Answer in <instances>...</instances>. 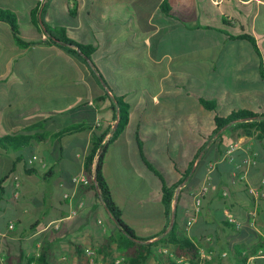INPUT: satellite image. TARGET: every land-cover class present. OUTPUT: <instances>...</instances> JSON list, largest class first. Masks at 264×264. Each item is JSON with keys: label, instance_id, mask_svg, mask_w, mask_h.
Masks as SVG:
<instances>
[{"label": "crops", "instance_id": "obj_1", "mask_svg": "<svg viewBox=\"0 0 264 264\" xmlns=\"http://www.w3.org/2000/svg\"><path fill=\"white\" fill-rule=\"evenodd\" d=\"M104 1L116 6L115 0ZM239 1L250 5L253 0ZM256 1L264 11V0ZM43 2L0 0V6L14 9L20 30L22 19L35 29L31 15ZM96 2L85 11L106 21L107 15L97 13L101 1L98 6ZM124 2V11L110 13L109 17L121 18L112 26L101 28L92 21L86 26L79 17L71 27L75 39L81 33L95 38L98 50L92 62L102 75L103 71L111 75L107 79L103 75V85L130 105L124 137L110 147L104 175L125 223L145 245L153 244L145 264H264V198L254 199L248 191V185L264 189V139L247 135L237 123L215 133L217 116L239 110L264 113V38L261 57L249 41L199 26L218 27L224 11L235 9V0L233 4L167 0L169 13L161 9L163 0ZM0 30L4 32V36L0 32V136L34 138L21 154L0 157V181L9 174L0 187V264H10L8 256L17 258L21 250L31 257L46 237L55 245L54 264H81L79 247L86 251L116 230L96 195L72 182L74 177H85L93 130L117 127L114 95L105 96L104 86L89 68L64 50L44 45L24 48L14 41L8 24L0 22ZM21 34L26 40L36 39ZM31 55L40 57L34 60ZM11 71L34 87L25 89L24 81L18 80L16 100L11 87L6 89ZM200 99L216 101L217 109H205ZM78 125L92 129L61 140L56 137ZM234 144L238 145L235 163L258 154L247 182L237 180L235 163L226 155ZM20 156L24 162L13 171V161ZM33 156L38 161L30 163ZM180 182L167 214L163 187ZM206 184L208 195L192 222L196 195ZM123 185L120 194L117 187ZM73 210L78 211L75 218ZM35 223L46 227L34 233L30 227ZM171 234L196 246L195 262L175 257V247L168 241ZM112 251L113 258L125 260L117 245ZM11 264H18L17 259Z\"/></svg>", "mask_w": 264, "mask_h": 264}, {"label": "trees", "instance_id": "obj_2", "mask_svg": "<svg viewBox=\"0 0 264 264\" xmlns=\"http://www.w3.org/2000/svg\"><path fill=\"white\" fill-rule=\"evenodd\" d=\"M94 1L95 0H44L42 4L33 10L31 15L32 25L38 33V36H36L34 40H26L22 37L19 19L12 7H3L5 10H1L0 8V22L8 24L11 28L14 41L21 47L28 48L36 45L48 47L55 46L64 50L69 56L80 60L84 66L89 68L91 74L96 76L97 83L102 86L104 77L99 68L92 62V56L98 50V43L94 40V37L89 39L90 34L87 33H81L78 39H75L71 27L73 22L78 20L79 17L86 26L92 21L101 28L114 25L116 19L121 20V18L115 19L114 17H108V19L104 21L102 17L85 11L92 7ZM227 3L226 1L225 6H227ZM230 3L233 4V0H230ZM59 9L63 12L62 15L61 13H57ZM161 9L166 13L170 12L171 8L168 6L167 0H163ZM262 10L263 9L258 7L256 0H253L250 5L235 0V9L231 10L230 7L229 11H224L225 15L219 21L218 27L210 25L204 26L203 23L199 26L221 30L232 40H247L253 45L258 54L263 57L262 44L264 29H261L264 27V11ZM42 38H44V40H42ZM261 71L264 77L263 63ZM103 90L105 91V96H109L110 93L114 95L113 101L116 114L114 115L113 122L118 121V124L114 131H111V125L106 129L102 128V126H97L93 130L89 152L84 160V175L88 184H81V186H83L87 192L94 193L108 210L115 221L116 230L108 232V235L104 237L101 242L90 249L96 253L97 264L99 260L102 264H113L116 259L112 256L113 245H117L118 251L125 254V260H123L121 264H145L152 253L153 244L145 245V243H143L145 240L138 237L135 230L125 223L122 211L104 175L105 157L110 147L121 142L118 140L124 137L129 123L130 105L124 102L123 97L115 95L113 88L108 85H105ZM103 99L104 98H101V100ZM200 102L203 107L209 111H215L217 109L216 101L200 99ZM215 121L217 125L216 134L222 129L237 123L239 124L238 128L243 129L247 135H255L260 140L264 139V113L257 114L248 110H239L231 113L227 117L217 116ZM88 128L92 129L91 127H86V125L73 126L70 129L64 130L56 137L61 140V137L69 134L82 133L88 131ZM109 134L111 135L108 138ZM33 139L34 138L30 136L18 137L2 134L0 136V157L4 153L13 152L21 154L30 146ZM227 152L228 151H226V153ZM19 158L20 159L13 161V171L20 162H24V158L21 156ZM256 159L258 163V155ZM146 164L151 171L159 175L157 170L148 161H146ZM8 177L9 174L2 178L0 187ZM181 183L182 182L172 185L171 187H163V204L167 214L170 211L175 191L179 188ZM17 187L19 189L18 191H20L19 184H17ZM18 194H20V192ZM69 198L65 197V201H68ZM45 227V223L42 225L35 223L30 228L35 230L34 233H36ZM176 237L178 236L171 234L168 239L169 243L175 247V257L179 259L185 257L195 262L199 254L196 246L185 237ZM79 248L81 250L80 253H78L80 262L81 264H87L86 253L90 249L83 251L82 247ZM54 249L55 245L49 237H46L44 240L40 241L38 247L36 245L31 257H28L27 253L21 250L17 258H14V256L10 254L8 260L12 263L17 259L18 264H54ZM171 264L178 263L172 261Z\"/></svg>", "mask_w": 264, "mask_h": 264}, {"label": "built area", "instance_id": "obj_3", "mask_svg": "<svg viewBox=\"0 0 264 264\" xmlns=\"http://www.w3.org/2000/svg\"><path fill=\"white\" fill-rule=\"evenodd\" d=\"M238 150V145L234 144L232 145L228 152H227V156L228 158L235 163L234 161V153ZM257 153L253 152L249 157H247L244 161L240 162H236L235 163V175L237 177V180L239 181H243V182H247V179L249 177L251 168L254 167L257 164ZM38 161V157L34 156L31 160L30 163L32 162H36ZM72 182L74 185L76 186H80L81 184L83 185H87L88 181L85 177H74L72 179ZM264 184V181L262 183V186ZM248 191L250 193V195H252V197L254 199H262L264 198V189H262V187L260 186H254V185H248ZM209 192V185L206 184L204 185L200 191L197 193L196 198H195V207H194V217L192 219V222H194L196 220V218L200 215L201 213V209H202V203H203V199L208 195ZM66 198H69V195L65 196ZM82 208V205L80 206ZM78 213V211L73 210L72 211V215L71 216H76ZM191 222V223H192ZM230 222L235 224L236 228H241V224L234 218H230ZM191 225V224H190ZM10 228H13L12 226H10ZM97 257H96V253L93 250H88L86 253V262L87 264H97ZM64 261H66V258L63 259ZM122 259H115L113 264H121L122 263Z\"/></svg>", "mask_w": 264, "mask_h": 264}, {"label": "rangeland", "instance_id": "obj_4", "mask_svg": "<svg viewBox=\"0 0 264 264\" xmlns=\"http://www.w3.org/2000/svg\"><path fill=\"white\" fill-rule=\"evenodd\" d=\"M99 1H101V6L102 7H96L97 8V13L98 14H102V15H107L108 17L110 16V13L112 12V11H116V12H120V10H123L124 11V0H115V3H116V6L114 7V8H111L110 7V5H112L113 4V2H110V1H108V3H106L104 0H97V2H96V4H97V6H98V2ZM122 1L124 2V3H122ZM131 1V0H130ZM106 6V7H105ZM0 8H1V10H5V8H3V7H1L0 6ZM203 10V9H202ZM57 13L58 14H60L61 13V15H62V11H60V9L57 11ZM202 18V17H201ZM207 21V22H206ZM203 22H206V23H210V24H215V21L214 22H210L209 20H207V19H203ZM21 23H22V28H21V32L23 33V36H28L29 34L30 35H33V36H38V33H37V31H36V29H34V28H32V27H30L29 25H27V22H26V19H22L21 20ZM264 29V27L261 29V30H263ZM0 32H1V35L2 36H4V32L3 31H1L0 30ZM264 54V53H263ZM40 56L39 55H31V59H37V58H39ZM122 61H124V60H122ZM119 62H120V60H119ZM48 66V65H47ZM47 66H45L46 68H47ZM101 66V69H103V65H100ZM33 67H31V69H32ZM48 68H52V67H48ZM103 70H105V69H103ZM16 73V71H11V73H10V76H9V78L6 80V82L8 83V86H6V89L7 88H9V87H11L10 88V90H11V92H13V94H12V96H13V98H14V100H16V98H15V91H17V86H18V80H20V81H24V87H25V89H26V85H27V87L28 88H30V89H33L34 87H33V85L31 84V83H29V84H27V81H25V79H23V78H21L20 76H18V75H16L15 74ZM122 75H120V77H123V74L124 73H121ZM103 75H104V77L107 79L109 76H111L109 73H107L106 71H103ZM33 78H31V81H33L32 80ZM50 84H52V83H50ZM117 190H118V192L120 193V194H124V185L123 186H120V187H117ZM60 196H63V193L62 192H60ZM124 213V212H123Z\"/></svg>", "mask_w": 264, "mask_h": 264}]
</instances>
